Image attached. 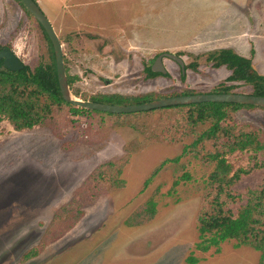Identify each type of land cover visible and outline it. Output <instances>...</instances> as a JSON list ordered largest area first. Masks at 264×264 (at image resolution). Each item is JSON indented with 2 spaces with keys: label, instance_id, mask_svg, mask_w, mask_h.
<instances>
[{
  "label": "rangeland",
  "instance_id": "rangeland-1",
  "mask_svg": "<svg viewBox=\"0 0 264 264\" xmlns=\"http://www.w3.org/2000/svg\"><path fill=\"white\" fill-rule=\"evenodd\" d=\"M125 1L130 0H36L61 42L66 74L75 78L69 87L74 97L89 101L103 95L212 94L221 85L234 86L238 94L252 92L248 85L228 82L231 73L207 61L210 54L229 49L217 42L219 23L226 21L207 26L189 44L160 34L161 27H170L175 15L180 16L178 3L203 0H132L129 8L119 6ZM215 1L224 13L240 15V1ZM257 1L249 55L244 40L229 43L264 76V0ZM230 25V29L223 26L228 32L221 37L237 31V24ZM200 41H206L201 50ZM2 48L10 49L31 70L50 59L41 28L15 0H0ZM165 53L180 58L184 66L196 64V69L182 73L176 62L163 58L166 73L147 77L144 68ZM56 121L52 128L20 132L7 121L0 123V264H188L189 256L197 264H259V252L247 246L235 248L232 240L222 243L218 252L194 248L197 217L211 209L216 194L208 186L216 167L209 157L224 153L228 144L219 135L191 147L211 123L192 126L176 110L129 117L70 116L65 111ZM225 127L233 136L252 133L255 143L264 146V109L232 112ZM125 156L117 177L123 182L120 188L106 190L91 177L100 165ZM179 156L144 188L156 168ZM224 158L232 166L230 176L241 171L239 181L229 188L233 194L244 196L248 189L264 186V150L250 147ZM184 174L189 180L181 179ZM150 200L156 203L155 215L142 222L141 211ZM241 204L227 208L236 211ZM136 214L141 216L139 224L128 226ZM26 254L34 256L25 259Z\"/></svg>",
  "mask_w": 264,
  "mask_h": 264
},
{
  "label": "trees",
  "instance_id": "trees-1",
  "mask_svg": "<svg viewBox=\"0 0 264 264\" xmlns=\"http://www.w3.org/2000/svg\"><path fill=\"white\" fill-rule=\"evenodd\" d=\"M15 1L30 16L19 0ZM33 1L36 2V0ZM39 27L41 28L40 25ZM41 30L50 52V59L47 64H39L32 70L24 66L21 71L11 72L6 70L3 63L0 62V123L7 121L15 131L20 132L31 130L35 127H55L57 125V116L61 112L65 113V111L70 116L89 115L91 113L113 116V114L76 108L64 102L57 82L53 50L48 37L42 28ZM207 61L212 62L215 68L225 67L231 73L227 79L228 82L248 85L252 90L249 95L264 97V76L254 71L251 60L237 55L232 50L223 49L210 54ZM185 69L195 70L196 64L184 66V71ZM144 72L149 78L160 75L153 73L150 66L145 67ZM66 77L68 85L71 87L75 78L69 77L67 74ZM234 88V86L221 85L212 94L235 93L233 92ZM73 94L77 96L75 93ZM185 95H195V93L185 92L179 96ZM162 98L169 97H161L154 94L136 97L103 95L91 97L89 101L108 105H140ZM241 108L255 109L256 107L237 104L203 103L171 106L147 112L114 116H140L156 111L176 110L177 112L181 111V113H184L187 124H191L192 126L206 122L211 123L210 128L200 134L198 139L191 145L193 149H196L198 143L202 141L215 140L219 135L226 137L228 144L224 146L225 152H217V154L209 157L210 160L216 163V167L214 172L209 176L208 186L214 189L216 194L211 200V209L201 212L197 217L198 242L194 245V248L202 253L208 252L211 248H214L215 252H218L222 243L232 240L235 241V248L247 246L259 252V264H264V186L260 190L248 189L244 196L233 194L234 192L229 190V188L236 185L239 181L241 171H237L230 176L232 166L224 158L226 154L235 151L243 152L250 147L255 151L264 150V146L255 143L252 133H242V135L233 136L230 132L231 129L225 127V122L230 119V113L238 111ZM126 152L128 155L127 150ZM180 157L165 161L156 168L151 177L144 182V188L148 186L150 180L166 164L177 163ZM126 161L127 156L116 163L109 162L100 165L93 171L91 177H96L97 181H101L103 183L102 186H106V190L120 188L123 182L118 178ZM242 173L247 174L246 171ZM181 179L189 180V176L184 174ZM178 183L179 181H176L174 186H177ZM223 194L225 197H223ZM239 201L242 204L236 211L227 208L228 204H235ZM67 207L61 208V212ZM155 208L156 203L153 200L148 201L141 211V215L143 216L141 221L146 222L153 218ZM61 214H64V212ZM138 216L140 214L133 215L127 225H138L141 219V216ZM33 256L34 254H26L24 258L27 259ZM186 261L188 264H197L199 262L192 256H189Z\"/></svg>",
  "mask_w": 264,
  "mask_h": 264
},
{
  "label": "water",
  "instance_id": "water-1",
  "mask_svg": "<svg viewBox=\"0 0 264 264\" xmlns=\"http://www.w3.org/2000/svg\"><path fill=\"white\" fill-rule=\"evenodd\" d=\"M19 2L24 7V9L34 18V20L41 26L46 36L48 37L54 54L56 76L61 97L64 102L76 108L113 115L133 114L171 106L195 105L203 103L237 104L244 106H253L256 108H264V97L238 93L175 96L162 98L140 105H108L77 99L70 92L64 68L62 45L50 21L41 11L37 3L33 0H19ZM163 58L173 60L180 66L182 73L185 72L184 63L180 58L175 55L165 53L158 55L155 59L153 65L151 66V71L153 73L162 75L166 73L162 64ZM0 62L3 63V66L6 70L11 72H18L23 70L24 68V64H22V62L19 61L16 55L8 48H3L2 50H0Z\"/></svg>",
  "mask_w": 264,
  "mask_h": 264
},
{
  "label": "crops",
  "instance_id": "crops-1",
  "mask_svg": "<svg viewBox=\"0 0 264 264\" xmlns=\"http://www.w3.org/2000/svg\"><path fill=\"white\" fill-rule=\"evenodd\" d=\"M202 4L196 3V2H190L188 4L179 6V3L177 4V8L180 9V11L176 10L180 14V16L175 15V17L170 21L171 26L169 25H164L165 27H161V32L160 34H166L164 36H176L180 37L181 39H186L187 43L184 44H189L192 40L197 39L198 40V33L201 34V30H205V28L209 25H212L219 21L221 23L226 21V24H220L219 23V28L218 32L223 35L224 33H227L223 26L227 25L228 28H231L230 24H237L238 29H236V32H229L230 34L227 35V37H221V35L217 36V42H221L222 44H218L221 46V48H229L230 50L232 49L235 53H237L238 49H234V47H231L232 45L229 43L232 39H242L246 43V49L247 51L245 52L246 56L249 55V47L252 45V39L254 38L253 35L255 33V29L253 28V21H254V15L253 13L256 11V3H258L257 0H249L245 2L244 0H236L240 1L239 2V12L240 15L237 17L234 12H227L224 13L223 10L217 6V2L215 0H210ZM111 2V1H110ZM132 0L129 1L127 0V3L131 5ZM112 3V2H111ZM123 4L119 5L124 8H129L128 4ZM118 4V2H117ZM157 4V3H156ZM255 9V10H254ZM175 12V13H176ZM234 18L236 19L234 21ZM229 20L231 23L229 24ZM155 22V21H153ZM156 27L154 28L155 34L158 36L160 35L157 30H158V25L157 22ZM168 23V21H167ZM158 34H157V33ZM233 33V35H232ZM226 34H224L225 36ZM161 37H163L161 35ZM206 45V41H200V44L197 46L200 50L203 48V46ZM217 45V44H216Z\"/></svg>",
  "mask_w": 264,
  "mask_h": 264
}]
</instances>
